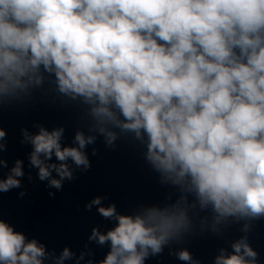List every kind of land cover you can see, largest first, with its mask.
Wrapping results in <instances>:
<instances>
[{"label": "clouds", "instance_id": "clouds-1", "mask_svg": "<svg viewBox=\"0 0 264 264\" xmlns=\"http://www.w3.org/2000/svg\"><path fill=\"white\" fill-rule=\"evenodd\" d=\"M41 100L77 108L82 123L71 143L64 124L20 127L29 150L10 165L4 112ZM101 139L140 148L163 199L121 211L94 195L84 210L107 223L79 249L49 248L4 217V194L24 198L26 180L54 198L92 168L88 149L97 156ZM259 221L264 0H0V264H147L166 249L202 264L191 240H224L234 226L211 264H264L252 242Z\"/></svg>", "mask_w": 264, "mask_h": 264}, {"label": "water", "instance_id": "water-1", "mask_svg": "<svg viewBox=\"0 0 264 264\" xmlns=\"http://www.w3.org/2000/svg\"><path fill=\"white\" fill-rule=\"evenodd\" d=\"M34 120L44 122L49 127L64 124L67 129L66 143H71L74 128L82 123L77 108H61L43 100L35 108L6 110L3 126L8 130L9 149L5 157L10 165L14 159L24 157L29 150L28 146L19 144V128L30 127ZM94 147L97 156H91V146L88 149L92 168L87 173H78L76 181L65 182L63 190L57 192L54 198L48 196V189L43 183L36 181L28 184L26 180L28 194L24 198H18V189L4 194V217L15 223L18 230L45 241L49 248L59 250L69 244L79 249L86 242L92 226L107 223L96 214L95 209L92 212L84 210V203L94 195H108L121 211L129 210L139 201L163 199L167 189L158 184L156 175L143 161L140 148L128 141H117V147L111 149L103 144L102 139ZM92 247L96 248L95 245ZM104 251L106 249L96 248L97 258L102 257ZM167 251L147 264H169L172 257L168 256Z\"/></svg>", "mask_w": 264, "mask_h": 264}]
</instances>
